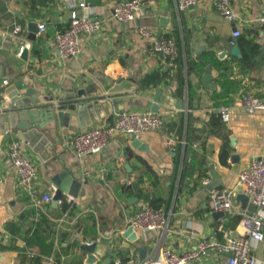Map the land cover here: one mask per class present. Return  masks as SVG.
Segmentation results:
<instances>
[{"label":"crops","instance_id":"crops-1","mask_svg":"<svg viewBox=\"0 0 264 264\" xmlns=\"http://www.w3.org/2000/svg\"><path fill=\"white\" fill-rule=\"evenodd\" d=\"M119 1L0 0V91L12 90L22 81L21 93L31 87L42 102L47 93L58 95L60 86L74 83V89L84 88L90 95L104 97L100 102L105 115L95 123L102 124L111 122L121 110L152 111L153 95L160 88L162 100L157 112L164 116L160 130L138 136L147 146L146 152L133 148L130 136L119 135L102 153L79 159L65 143L80 129L65 130L52 122L41 130L50 142L46 148L50 157L43 160L16 130L0 134V264H85L82 242L96 243L94 254L99 260L105 255L115 260L130 257L133 262L129 264H141L160 244L174 251L192 247L194 243H184L186 225H192L205 239L221 240L224 232L234 236L240 230L237 216L215 217L207 202L210 191L233 185L251 158L264 159V114H249L241 103L250 93L264 98V33L255 24L245 25L246 20L264 15V0H232L238 17L235 22L221 17L210 1L178 11L177 0H141L140 16L127 23L111 18V8ZM81 2L92 16L102 10V29L81 38L82 50L77 57H61L52 44V35L66 28L69 5L82 12L78 6ZM40 23L45 30L31 40L29 26ZM16 25L21 31L14 34ZM140 25L150 28L156 37L173 38L183 63L187 57L204 59L206 53L226 62L225 79L236 86L222 95L216 81L219 72L212 66L214 90L200 83L206 70L188 78L185 65L169 67L163 56L153 52L150 41L137 33ZM235 29L240 35L233 38ZM240 37L258 45L257 52L244 63L240 61ZM232 46L238 47L240 57H232ZM153 74L157 82L144 83ZM113 87L121 90L111 93ZM222 106L231 111L227 122L218 115ZM16 138L37 167L42 193L53 196L50 178L61 171L81 181L78 195L66 211H61L60 205L54 208L52 201L37 212L28 206L7 157V145ZM223 151L224 162L220 158ZM212 173H216V180ZM205 180L209 183L204 184ZM152 199L161 200L159 208L169 214L171 232L161 243L159 233L148 234L146 256L140 261V248L128 243L121 233L127 228L128 217ZM40 219H47L53 229L48 234L52 242L49 253L39 244H27L38 229L34 222ZM112 233L118 234L108 239ZM263 248L264 241L255 249L257 264H264ZM191 264H224V259L208 251Z\"/></svg>","mask_w":264,"mask_h":264},{"label":"built area","instance_id":"built-area-1","mask_svg":"<svg viewBox=\"0 0 264 264\" xmlns=\"http://www.w3.org/2000/svg\"><path fill=\"white\" fill-rule=\"evenodd\" d=\"M202 1L212 2L219 15L224 19L235 22L238 17L233 9L232 0H177L178 11H183ZM73 4L69 5L70 13L67 26L63 30H57L52 35V44L61 57H77L82 50L81 38L90 36L102 29L103 21L99 14L92 16L86 11L87 5L84 2L78 4L82 12L74 9ZM141 0H120L111 8V18L119 23H127L138 18L141 14ZM255 24L264 33V15L254 19L246 20L245 25ZM45 30V25H37V33ZM21 31L19 25L14 27L13 33ZM137 33L147 41H150L154 53L163 56L167 65L173 67L179 57V48L173 38L158 36L144 25L136 29ZM240 31L235 29L232 37L236 38ZM23 46L19 48L18 56L22 53ZM4 84L6 81H3ZM241 103L249 114H264V98L257 94L245 95ZM230 108L222 106L218 109V115L222 121L230 120ZM164 116L158 112L140 110H121L114 114L111 122L94 124L87 128L76 130L66 145L71 149L77 158L87 155L100 154L106 150L110 143L119 135L138 137L143 132L158 131L163 127ZM7 157L13 167L17 187L22 196L25 197L28 206L38 211L45 202L52 201V195L42 193L38 179V170L35 164L26 155L23 142L20 139H11L7 145ZM208 184L209 181H203ZM238 194L248 197L249 203L255 206L250 212L242 208L240 201L236 198ZM75 201L74 197L66 195L58 200V205L67 203L69 206ZM208 207L211 212H227V214L238 217L240 230L234 236L228 232L223 233L221 240L205 239L198 236L192 225H186L183 239L185 244L194 245L180 251L159 245L153 256L146 258L141 264H191L200 261L204 255L211 251L218 258L224 259V264H257L258 259L255 249L264 241V159L253 157L236 176L231 186L212 190L208 193ZM169 214L162 208H156L148 203H143L140 208L128 217L126 227H132L139 239L150 241L148 234L159 230L160 243L168 233ZM118 234V233H117ZM112 233L108 239L117 235ZM91 244L92 242H82ZM108 256V255H107ZM110 258V257H109ZM111 259V258H110ZM114 264L132 263L133 259H113ZM94 264H106L97 260Z\"/></svg>","mask_w":264,"mask_h":264},{"label":"water","instance_id":"water-1","mask_svg":"<svg viewBox=\"0 0 264 264\" xmlns=\"http://www.w3.org/2000/svg\"><path fill=\"white\" fill-rule=\"evenodd\" d=\"M29 38L34 39L37 33V26L31 24ZM28 45L24 46L26 50ZM230 54L240 57V52L237 46H232ZM24 58V54L21 56ZM200 83L203 88L214 90L215 86L212 83V74L210 68H207L205 73L200 77ZM123 81H118L122 83ZM22 81L15 83L14 88L8 91H0V134H9L10 130H16L19 137L29 147L38 153L43 160L50 157L47 147L50 142L46 135L41 131L46 125L56 122L59 127L68 129H84L99 121L105 115V110L101 100L104 97L97 94L90 95L86 89H74V83L69 86H60V93L54 95L47 93L39 101L38 93L31 87H26L21 93ZM122 86L124 87L125 84ZM121 90L120 87H113L111 93ZM149 95V94H148ZM162 100V90L156 89L153 95L151 110L158 111V103ZM131 145L138 151H147V146L143 145L138 137L134 134L130 136ZM233 144V140H232ZM235 156L232 155L231 161H234ZM212 177L216 180V173H212ZM50 182L54 187V194L52 197V205L57 208L58 200L64 195L77 197L81 181L68 174L67 171H61L50 178ZM209 186V185H208ZM212 186H218L212 183ZM242 208L252 212L255 206L249 203L248 197L243 194H238L236 197ZM213 215L222 216L227 215V212H214ZM159 233V230L155 231ZM121 237L125 238L128 243H132L140 248L138 251L139 260L142 261L147 252L145 242L138 238L136 232L132 227L128 226L122 233ZM127 243V245H128ZM96 243L80 245V249L85 252V264H94L98 257L94 254ZM264 256V248H263ZM106 264H114V260L110 259L107 255L102 258Z\"/></svg>","mask_w":264,"mask_h":264},{"label":"trees","instance_id":"trees-1","mask_svg":"<svg viewBox=\"0 0 264 264\" xmlns=\"http://www.w3.org/2000/svg\"><path fill=\"white\" fill-rule=\"evenodd\" d=\"M61 30H63V28ZM238 45L243 51V55L240 60L243 63L247 61L250 55L255 54L258 49V45L256 43L252 42L251 40L245 39L243 37H240L238 39ZM184 65L187 68L188 78L190 75H195L198 77L209 66L214 67L219 72V75L216 78V81L219 83L220 88L223 90L221 92L222 95L225 94L226 91H228V89L233 90L234 87L236 86V84H233V81L225 79V71L228 68V65L226 64V62L217 60L214 57V55H212L211 53L210 54L206 53V55H204V59H200V60H196L193 58L188 59L187 57L185 59V63H183V61H180V59H176L175 66H178L179 68H181ZM155 82H157V76L154 74L148 76L146 80L144 81V83L146 84H152V83L154 84ZM187 83H188V88H189L190 87L189 79ZM214 94L220 96V93L215 92ZM189 95H191V93ZM220 158L224 162L226 158V153L224 151L222 152ZM148 204L153 207L159 208V206H161V200L152 199L148 202ZM60 207H61V211H66L69 205L67 203H62ZM34 225L37 226L38 229L34 234L28 237L27 244H39L44 253L52 252V242L48 236L49 233L50 234L53 233L51 224H49L47 219H40L34 222ZM71 264H83V262L76 261V262H72Z\"/></svg>","mask_w":264,"mask_h":264},{"label":"rangeland","instance_id":"rangeland-1","mask_svg":"<svg viewBox=\"0 0 264 264\" xmlns=\"http://www.w3.org/2000/svg\"><path fill=\"white\" fill-rule=\"evenodd\" d=\"M90 231L89 232H91L92 231V229H89ZM89 234H93V232H91V233H89Z\"/></svg>","mask_w":264,"mask_h":264}]
</instances>
